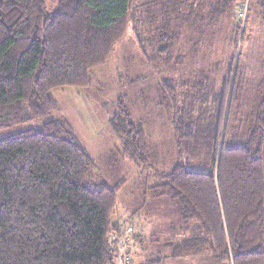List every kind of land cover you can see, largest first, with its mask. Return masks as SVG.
<instances>
[{
	"label": "trees",
	"instance_id": "trees-1",
	"mask_svg": "<svg viewBox=\"0 0 264 264\" xmlns=\"http://www.w3.org/2000/svg\"><path fill=\"white\" fill-rule=\"evenodd\" d=\"M133 1L58 0L48 14L46 0H0V130L49 115L54 88L89 86V70L105 63L130 18L136 19ZM151 2L165 12L172 4ZM246 7L245 22L253 13L264 19V0H248ZM151 8L138 11L137 20L140 15L142 22L154 20ZM232 8L238 16L241 2ZM214 17L220 14L208 20ZM161 22L154 36L163 45L156 52L180 53L184 44H175L173 36L183 40L186 21L177 15L173 25L166 18ZM208 24L207 30H198V38L207 39L205 31L217 27ZM244 35L242 31L240 44ZM201 44V59L197 49L188 53L194 62H205L193 70H199L201 80L191 90H186L188 77L164 76L161 84L173 108L176 152L168 171L153 170V193L172 197L180 212L170 226L178 239L170 243L168 238L163 245L176 253L209 252L226 264H264V60L254 125L243 144L234 146L239 125L229 134V121L239 115L248 68L240 49L234 54L236 44L220 53L209 42ZM112 123L123 141L121 153L143 168L153 167L146 130L121 102ZM93 168L92 157L66 120L49 119L0 138V264H116V240L107 241L112 233L117 240L128 236L133 257L132 244L142 234L114 218L120 185L94 182ZM160 259L158 254L148 264Z\"/></svg>",
	"mask_w": 264,
	"mask_h": 264
},
{
	"label": "rangeland",
	"instance_id": "rangeland-1",
	"mask_svg": "<svg viewBox=\"0 0 264 264\" xmlns=\"http://www.w3.org/2000/svg\"><path fill=\"white\" fill-rule=\"evenodd\" d=\"M57 1L46 0L48 14L56 9ZM179 1L172 0L171 6H166L169 12H165L163 6H150L151 0H134L131 11H136V19L130 18L123 37L116 41L105 63L89 70V86L66 85L54 88L50 91L54 108L49 115L28 119L0 130V138H3L29 128H37L49 119L66 120L78 142L93 159L94 182H105L108 185L119 183L114 218L122 226L133 225V229L138 228L142 234L141 240H134L132 244L138 262L145 258H155L164 252L166 247L163 242L169 238L167 234H170L168 228L172 223L176 224L180 214L176 200L153 193V185L157 182L153 170L168 171L175 163L173 108L170 96L164 98L161 92L164 76L178 77L181 81L188 77L190 84L186 90H191L193 82L201 80L199 70H193L204 66L205 62H194L195 59L188 53L196 49L197 53L201 52V42L212 44L211 50L215 53L230 52L236 44L234 54L240 49L242 61L248 68V80L237 109L239 115L229 121V134L239 125V138L234 146L243 144L245 134L254 125L253 119L260 101L256 85L261 78V63L264 60V19L253 13L249 21L240 20L232 7L241 0ZM224 1L222 8L225 14L220 7ZM139 3L147 5L138 7ZM134 6L138 9L134 10ZM146 7H152L155 19L142 22L143 17L140 15L137 20L138 11L144 12ZM254 7L259 9L258 5L254 4ZM218 13L220 17H214L215 21L208 20L210 15ZM177 15L186 24L179 37L183 40L179 41L175 34L173 37L175 44H184L180 53L186 57L180 56L179 59L175 55L180 53L171 55L172 50L168 49L166 55L173 58L166 57L168 60H165L163 57L166 55L156 52L163 41L158 42L154 35L157 36L156 28L161 29L162 18L171 20L173 25ZM211 22L217 27L205 31L207 39L198 38V30H207ZM238 24L239 27H236ZM242 28L245 35L240 44ZM167 29L171 31L172 27ZM235 33L239 36L236 42H232ZM193 44L197 46L191 47ZM198 54L201 59L202 56ZM212 55L214 59L215 55ZM120 102L127 107L133 121L141 122L144 126L153 167L143 168L121 153L123 141L112 123V116L119 110ZM195 158L192 157V160Z\"/></svg>",
	"mask_w": 264,
	"mask_h": 264
},
{
	"label": "crops",
	"instance_id": "crops-1",
	"mask_svg": "<svg viewBox=\"0 0 264 264\" xmlns=\"http://www.w3.org/2000/svg\"><path fill=\"white\" fill-rule=\"evenodd\" d=\"M171 226V225H170ZM167 236L169 237V242H175L178 239V235H173L175 232H172L171 227L168 228ZM173 233V234H172ZM172 243V244H173ZM160 260L151 261L149 264H226L221 261H217L212 254L209 252L206 253H198V251H187L183 253H176L172 246H167L163 253H161ZM162 256V257H161ZM134 257V255H133ZM135 260V257H134ZM149 260L145 258L138 262L135 260L136 264H148Z\"/></svg>",
	"mask_w": 264,
	"mask_h": 264
},
{
	"label": "built area",
	"instance_id": "built-area-1",
	"mask_svg": "<svg viewBox=\"0 0 264 264\" xmlns=\"http://www.w3.org/2000/svg\"><path fill=\"white\" fill-rule=\"evenodd\" d=\"M248 0H241V7H242V10L238 9V18L241 19L242 21L244 20V16H245V12H246V4H247ZM130 230V229H128ZM116 240V244L115 246L117 247L118 249V252H117V262L116 264H135V261H134V258L131 256V253H130V249H131V246H130V243L128 241V236L127 235H124V237L122 239H116V235H114L113 233L112 234H109L108 238H107V241L109 243H112L113 241Z\"/></svg>",
	"mask_w": 264,
	"mask_h": 264
}]
</instances>
